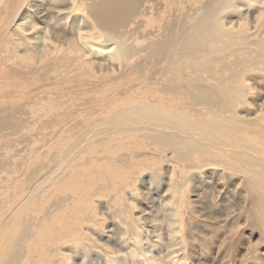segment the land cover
I'll return each instance as SVG.
<instances>
[{"label": "bare ground", "instance_id": "obj_1", "mask_svg": "<svg viewBox=\"0 0 264 264\" xmlns=\"http://www.w3.org/2000/svg\"><path fill=\"white\" fill-rule=\"evenodd\" d=\"M178 1L170 0L169 7L178 5ZM256 1L259 0H249L250 3ZM196 2L200 5L195 16H185L182 6L179 21L160 23L154 34L146 39L141 38L144 41L138 39L137 48L127 43L122 32L138 13L134 0H74L71 12H84L91 21V26L82 28V34L75 39L62 37L58 32L52 35L48 32L51 37L47 35L46 44L40 50V46H32L34 38L29 35L31 29L39 26L32 19V15H37L36 11H32L35 10L32 1L0 0V50L5 48L0 51V83L4 84L0 87V132L8 129L11 131L10 136H16L18 124L10 122L5 106L22 96L26 81L41 83L34 90L37 94L50 86L59 85V81H63L68 90L78 87L86 89L84 86L93 88L95 81L97 86L104 87L101 88L103 90H72L71 96L82 97L85 107L104 101L106 103L98 117L95 114L100 111L96 108L86 109L84 112L92 117L86 122L64 113L65 107L61 99L55 101L53 109L48 110V113L57 112L54 114H58V127L69 131L66 130L67 136L59 141L62 147L57 161L48 165L37 164L31 169L29 178H26L28 185L33 182L29 196L20 198L22 201L11 212L4 211L7 209L6 205L0 204V264H23L28 252L34 247H38V250L43 247L51 223L61 222L59 225H63L64 213L67 212L66 204L61 201L64 198L60 199L59 205L54 202L55 196L64 194L66 189L71 188L68 184L70 180L74 179L78 184L82 174L87 176L89 172L91 175L90 167L94 164L98 169L104 160L108 163L110 160L107 157L97 158L98 154L106 155L105 149L111 151L110 154L116 153L117 141H124L122 144L126 148L134 143L141 147L150 146L153 154L149 153L148 156L159 161L160 157L163 158L162 161L167 159L169 164L182 168L187 177L201 178L206 170L215 169L223 175L242 179L249 199L257 205V210L250 214V219L264 234V98L254 88V77H264V36L251 31L250 21L243 17L237 1L236 4L234 0ZM236 14L238 19L234 22ZM70 15L71 13L67 14ZM260 18L259 16L258 20ZM52 57L59 60H55V64L46 65ZM228 57L231 58L230 64L226 63ZM37 58L41 61L39 65L44 63L45 69H49L50 73L58 75L60 71L57 69H62V75L56 78L52 75L43 83L45 74L36 75L35 70L29 67L31 64L38 65ZM14 61L17 64H13ZM216 64L228 74L216 76L213 68ZM23 67L26 69H22ZM147 71L152 74L151 78L146 76L152 92L147 89L140 93L130 91L126 94L120 90L105 89V86L115 85L126 73L138 72L144 77L141 73ZM128 76L131 77V74ZM127 82L125 81L126 84ZM61 84L58 88H61ZM116 100L119 101L117 104ZM47 102L51 103L50 100ZM84 112L81 111L83 116ZM69 137L71 143L67 144ZM119 146L123 148L122 145ZM130 152L132 154L133 151ZM118 153L116 154L119 155ZM121 157L118 156L119 160ZM130 159L129 156V161ZM133 159L138 160L136 157ZM117 163L122 168L125 166L123 161L117 160ZM109 166L114 169L110 164ZM141 167L142 165L138 166ZM188 179L181 185L174 181L170 184L174 195L179 199L186 195L190 182ZM130 208L132 207L127 206L126 211ZM72 211L74 214L73 208ZM134 224L138 231L141 226L139 220ZM75 231L78 232L76 229ZM137 248L142 251L139 246ZM144 258L146 260V256ZM50 261H53L52 257ZM112 262L114 259L109 257L107 263ZM64 264H68L67 258Z\"/></svg>", "mask_w": 264, "mask_h": 264}, {"label": "rangeland", "instance_id": "obj_2", "mask_svg": "<svg viewBox=\"0 0 264 264\" xmlns=\"http://www.w3.org/2000/svg\"><path fill=\"white\" fill-rule=\"evenodd\" d=\"M31 1L33 9H35L32 11L37 13L35 16L32 15V19L38 22L39 26L36 29H31L29 35L34 38L31 42L32 46H40V50H43L42 46H45L49 33L52 35L58 32L62 37L75 39L82 34L80 31L82 28L91 26V21L85 16L84 12L80 10L71 12L74 0ZM205 1L199 0L200 3ZM236 1L240 4L239 9L243 12V17L250 21L251 31L264 36V0L253 3H250L249 0H234L235 4ZM178 3V5L171 8L168 5L170 0H134L138 13L135 15L136 17L132 18L131 24H128L122 30L127 43L139 48L138 39L144 41L143 39L154 34L156 26H159L160 23H166L168 20L176 22L181 14L182 6H184V15L187 16L188 14L194 15L200 5L196 0H179ZM69 13L71 15L67 16ZM237 16L236 14L233 17L234 22L238 19ZM259 16L262 18H260L261 20H258ZM152 19L154 20L152 21ZM238 23H241V21ZM51 35L48 36L51 37ZM38 58V65L33 63L34 65L31 64L29 67L35 70L34 74L36 75L45 74L46 81H42L43 83H46L52 75L54 78L62 75V69H57L60 71L58 75L50 73L49 69H45L46 65L55 64L56 57H52L50 61L45 63L46 65L44 63L39 65L41 61ZM230 62L231 58H226V63L230 64ZM13 64L17 63L14 61ZM18 66L20 65L18 64ZM213 68L216 76L223 77L228 74L226 70L221 69L217 64ZM22 69L26 68L23 67ZM129 73L123 75V79L121 78L115 85L105 86V89L120 90L126 94L130 91H132L131 93H140V91H146L147 89V91L152 92L150 83L146 79L147 75L149 78L152 77L150 71L141 73L145 78L141 77L138 72H131V77H129ZM143 79H145L144 82H142ZM254 79L255 90L264 98V77H254ZM125 81H128L127 84ZM63 83V81L58 82L59 85H62L61 88H58L59 85H53V87L43 89L42 92L40 91L41 93L37 94L34 93V90L41 83L26 81L21 92L22 98L19 96L18 99L12 100L5 106V110H8L7 117L10 122L18 124L20 130L18 128V132L14 137L10 136L11 131L8 129L0 132V172H5L0 174V204L6 205L7 209L4 211L11 212L22 199L29 196L33 182L28 185L27 179L29 178L28 174L35 165L41 163L48 165L51 162L55 163L58 159V153L62 147L59 141L63 136H67L66 130H69L65 129L64 131L58 127V114H54L57 112L48 113V110L53 109V105L56 104L55 101L61 99L65 107L63 112L72 114L73 117L82 119L84 122L92 118L84 112L86 109L96 108L100 111L95 114L98 117L106 106L104 101L103 103L99 102L100 104L94 103L85 107L82 104L84 102L81 100L82 97L75 98L71 96L72 90L85 91L90 90V88L91 91L103 90L101 88L104 87L97 86V82H93V88L84 86L86 89L78 87L71 90H68L67 85ZM32 85L35 86L31 88ZM1 86H4V84L0 83ZM54 96L59 98L56 99ZM47 100H50L51 103ZM68 102L70 103L68 104ZM118 102L116 100L115 104ZM36 110L37 112H35ZM82 110L84 116L81 114ZM70 138H68L67 144L71 143ZM122 143L125 142L117 141L116 153L120 150L119 155L112 151L115 154L113 156V154H110L111 151L105 149L106 155L100 153L96 157L108 158L110 160H107L108 163L104 160L103 165L98 169L97 165L94 164V167H90L92 170L91 175L89 172H87V176L85 173L82 174L79 177L81 182L78 184L74 179L70 180L68 184L72 189L68 187L66 193L63 192L64 194L61 193V195L55 196V203L58 202L60 205V199L64 198V201H61L64 205L66 204L65 211L67 212L64 213L63 225H59L61 222H58V224L51 223L50 228L47 229L48 236L44 240L46 243L40 250L37 249L38 247H34L35 249L33 248L28 252V255L22 261L23 264H50L51 262V264H64L66 258L68 264H264V234L250 219V214L257 210V205L249 199L243 188L245 181L242 182V179L237 178V180L236 177L223 175L215 169L206 170L207 172L205 171L201 178L187 177V173L182 171V168H179L176 164H169V162H166L167 159L162 161L163 158L160 157L159 161L157 158L154 159L152 156H148L149 153L153 154L150 146L141 147L134 143L135 146H127L126 148L125 144ZM118 144L125 148L123 149ZM8 145L9 147H7ZM1 148H4V150ZM130 151H133L132 154ZM127 155L128 157H126ZM118 156H122L120 160ZM139 156H143L142 158L145 160H142ZM90 157L92 156L90 155ZM135 157L138 160L133 159ZM117 160L128 164L127 168L125 163L122 168ZM6 164L10 166H5ZM109 164L114 169H111ZM140 165L142 167L138 168ZM187 179L190 180L188 190L185 197L179 199L177 195H174L173 187H170V184L174 181L177 185H181ZM82 191L83 193H81ZM89 195L92 197L90 198ZM94 196L97 197L94 198ZM74 202L78 204L76 205ZM127 206L132 208L126 211ZM72 208L74 214L71 213L73 212ZM81 213H84V215ZM177 216H180L179 220ZM85 219L86 221H84ZM137 220L141 225L139 232L134 224V222L137 223ZM60 226L62 227L60 228ZM52 229L54 233L51 232ZM58 235L59 237H57ZM33 253L37 256L32 255ZM43 253L52 255L53 261H50L49 254L47 256ZM109 257L113 258L114 262L107 263Z\"/></svg>", "mask_w": 264, "mask_h": 264}]
</instances>
